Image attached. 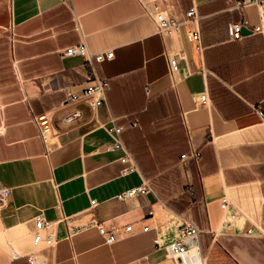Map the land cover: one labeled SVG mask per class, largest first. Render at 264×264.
Masks as SVG:
<instances>
[{
    "label": "crops",
    "instance_id": "obj_1",
    "mask_svg": "<svg viewBox=\"0 0 264 264\" xmlns=\"http://www.w3.org/2000/svg\"><path fill=\"white\" fill-rule=\"evenodd\" d=\"M146 1L177 20L195 6L198 18L162 35L140 0H0V179L11 187L0 264H30L31 253L41 264H174L164 245L183 217L199 227L207 264H264V1L241 9L234 0ZM239 20L249 31L232 39L227 23ZM195 25L198 40L188 37ZM78 41L113 51L93 62L110 83L96 110L67 101V88L81 92L93 76L83 56L60 53ZM42 113L44 139L33 120ZM111 125L122 126L133 171H123L131 164L123 149L107 147ZM192 147L199 164L180 157ZM145 179L147 193L117 197ZM39 212L66 218L52 246L32 242ZM95 223L118 238L106 243Z\"/></svg>",
    "mask_w": 264,
    "mask_h": 264
},
{
    "label": "built area",
    "instance_id": "obj_2",
    "mask_svg": "<svg viewBox=\"0 0 264 264\" xmlns=\"http://www.w3.org/2000/svg\"><path fill=\"white\" fill-rule=\"evenodd\" d=\"M264 0H234V6L241 9L250 4L258 5ZM144 11L148 14L154 24L156 31L162 35H177L180 32L181 25L186 22L196 23L198 18L195 6H191L185 12L184 20H177L167 14L156 2L149 5L146 0H140ZM242 20L230 21L227 23V30L229 36L232 39H239L242 37L241 33ZM75 27L79 28V22L75 18ZM259 29V26L255 27ZM188 37L192 40L199 39V32L196 28L188 29ZM182 52V51H180ZM62 56H76L80 55L85 58L88 65L90 66L92 77H89L85 87L81 92H74L69 88L66 89L67 101H83L89 105L93 110H96L101 104L106 101V92L110 88V83L107 78L98 77L95 73L93 62H101L106 58H111L112 50H100V51H90L84 41H78L76 43L70 44L62 48ZM182 54V53H181ZM168 67L170 74H174L178 70L177 57L174 54L167 55ZM148 87L146 91L148 92ZM207 96L205 92L199 94L198 103H206ZM2 106L0 105V133L5 130L4 120L2 118ZM34 122L37 124L39 133L44 139V135L50 130V121L45 113L35 115L33 117ZM107 132L110 134L112 141L108 144L109 149L121 148L124 150L123 155L120 159L125 162L131 160V164L125 168L123 171H133L135 169V164L132 161L130 152L125 148L123 140L121 138L122 126L111 125L106 127ZM181 158H191L196 164H199L201 158V152L199 149L192 147L188 152L180 155ZM151 187L148 180H143L140 184L127 188L117 194L119 199L125 200L137 194H145ZM11 196V187L5 185L0 179V208L5 206ZM95 200H91V204H94ZM231 203L228 202L226 198H223L220 206L222 212L229 217V219H234L236 217V212L231 210ZM60 208V203L56 205ZM151 214L152 211L150 210ZM34 225V232L32 235V242L35 245L52 246L57 241L56 238V225L60 220H66L65 217H61L56 220L46 219L41 212L35 214L32 218ZM98 232L103 236L104 241L108 244L114 242L118 235L115 229L109 228L101 223L94 224ZM148 226H144L146 230ZM125 231L131 230V224H126L124 226ZM252 227L247 228V232H251ZM199 232L200 229L196 223L183 217L178 226V236L169 240L165 245V252L168 257L174 260V264H207L206 256L202 253L199 245ZM155 243L159 245L157 239ZM30 264H41L35 257L34 253L27 256Z\"/></svg>",
    "mask_w": 264,
    "mask_h": 264
},
{
    "label": "rangeland",
    "instance_id": "obj_3",
    "mask_svg": "<svg viewBox=\"0 0 264 264\" xmlns=\"http://www.w3.org/2000/svg\"><path fill=\"white\" fill-rule=\"evenodd\" d=\"M7 24H6V8L4 9V13L2 16H0V31H7L6 28Z\"/></svg>",
    "mask_w": 264,
    "mask_h": 264
},
{
    "label": "water",
    "instance_id": "obj_4",
    "mask_svg": "<svg viewBox=\"0 0 264 264\" xmlns=\"http://www.w3.org/2000/svg\"><path fill=\"white\" fill-rule=\"evenodd\" d=\"M249 31V29L247 28V26H245V25H242L241 26V33H247Z\"/></svg>",
    "mask_w": 264,
    "mask_h": 264
}]
</instances>
